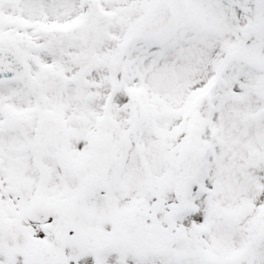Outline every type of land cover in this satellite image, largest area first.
<instances>
[{"label": "snow or ice", "instance_id": "1", "mask_svg": "<svg viewBox=\"0 0 264 264\" xmlns=\"http://www.w3.org/2000/svg\"><path fill=\"white\" fill-rule=\"evenodd\" d=\"M0 264H264V0H0Z\"/></svg>", "mask_w": 264, "mask_h": 264}]
</instances>
